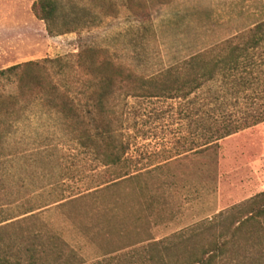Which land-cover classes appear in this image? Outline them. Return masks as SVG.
Listing matches in <instances>:
<instances>
[{
  "label": "rangeland",
  "instance_id": "rangeland-1",
  "mask_svg": "<svg viewBox=\"0 0 264 264\" xmlns=\"http://www.w3.org/2000/svg\"><path fill=\"white\" fill-rule=\"evenodd\" d=\"M35 1L0 0V70L56 58L74 63L82 46H93L118 65L149 77L264 21V0H59L54 29L70 32L49 36L45 23L32 12ZM87 80L80 73L70 80L71 97L85 113L81 83ZM15 97L26 100L13 81L0 80V111ZM116 105L122 121L114 127L130 142V172L153 169L175 156L152 173L175 183L159 200L161 205L148 210L140 203L148 204L150 195L140 202L128 185L126 190L98 191V198L76 206L57 207L62 198L105 187L102 184L114 179L116 170L105 168L94 147L77 141L57 114L26 101L14 117L0 114L4 243L17 248L40 245L34 239L38 231L54 232L68 244L65 257L70 264H117L110 263L109 256L143 253L149 239L175 240L177 234L187 238L219 212L264 192V123L220 141L202 155L178 156L191 148V128L176 103L121 95ZM90 131L96 134V123L91 122ZM119 198L125 207L109 216L107 208ZM204 237L196 240L204 243ZM139 242L143 244L130 247ZM154 255L167 264H181L189 256L181 250ZM44 256L53 263L54 257Z\"/></svg>",
  "mask_w": 264,
  "mask_h": 264
},
{
  "label": "trees",
  "instance_id": "trees-1",
  "mask_svg": "<svg viewBox=\"0 0 264 264\" xmlns=\"http://www.w3.org/2000/svg\"><path fill=\"white\" fill-rule=\"evenodd\" d=\"M59 11V0H36L32 6L34 16L45 23L49 36L70 32L54 29ZM79 73L88 78L81 83L86 94V113L78 108L70 93V80ZM0 80L13 81L26 98L18 102L15 97L9 107L0 111L1 115L14 117L24 109L22 103L26 101L54 112L77 141L94 147L105 168L116 170L114 179L102 184L105 187L78 197L62 198L56 202L60 203L57 207L76 206L81 201L98 198V191L126 190L128 185H133L140 202L150 195L149 203L140 205H146L152 211L161 205L159 200L166 190L175 186L174 182L163 181L152 173L173 162L175 156L144 172L129 171L130 142L114 127L122 121L116 111L118 98L124 95L125 99H163L176 103L179 116L188 121L191 128V148L178 156L189 152L202 155L215 149L220 141L263 124L264 21L149 77L118 65L106 51L82 46L74 63L65 58L29 61L0 70ZM12 121L15 125V120ZM91 122L97 124L94 135L90 131ZM122 200L119 198L107 208L109 216L113 217L115 211L125 207ZM40 209L30 210L23 216ZM108 221H103V227L107 228ZM123 221L120 219L121 223ZM5 222L7 220L0 215V264H49L44 254L54 257L52 264H70L65 257L69 246L59 234L38 231L34 239L40 245L33 243L30 247L17 248L4 243L2 224ZM199 236H205L206 242L196 240ZM174 239H149L141 248L143 253L136 250L109 256V262L167 264V259H158L154 252L170 254L181 250L189 254L187 258L179 259L181 264H264V192L214 215L208 222L201 223L199 231L193 230L191 236L186 238L177 234ZM142 244L139 242L130 247ZM135 253L139 259L134 258Z\"/></svg>",
  "mask_w": 264,
  "mask_h": 264
}]
</instances>
